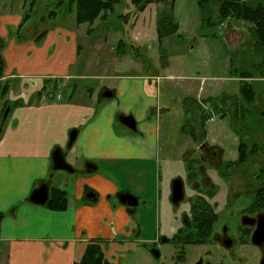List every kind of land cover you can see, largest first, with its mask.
<instances>
[{
  "label": "rangeland",
  "instance_id": "rangeland-1",
  "mask_svg": "<svg viewBox=\"0 0 264 264\" xmlns=\"http://www.w3.org/2000/svg\"><path fill=\"white\" fill-rule=\"evenodd\" d=\"M59 1L35 0L30 5V0H0V19L17 17L20 23L24 19L22 25H1L2 35L8 36V40H14L11 42L15 44L17 41L28 42L34 34H40L55 25L74 34L79 45V58L75 74L71 72V75L87 77L81 80L70 79V83L67 81L69 84L60 91L66 96L65 101L71 96L76 97L78 91L83 90L88 94L90 88L95 92L101 89L99 85L102 81L92 77L102 75L104 71H108L110 76L137 73L158 77L154 97L158 104L157 111L152 112L159 123L156 159L152 162H120L109 173L119 189L137 198L138 204L132 217L140 226L141 242H134L133 234L132 238L115 235L114 240L103 243L107 264H179L176 260L180 254L178 249L168 243L156 244L150 241L174 233L181 225V214L188 212L187 199L197 192L187 185L185 188L189 173L188 160H192L195 173L200 169L197 188L216 193L209 201L215 203L218 213L214 230L225 229L231 238L238 240L237 226L241 210L250 203L257 188L253 177L259 170H264V155L257 153L235 175L224 180L220 175L224 162L237 158L238 138L230 126L229 118L210 113L205 123L206 140L198 144L183 135L181 127L189 118L183 105L184 98L203 102L207 97L238 94V78L234 71L239 73L240 69L249 70L251 61L257 62L256 56L251 58L246 54L245 57L242 51L239 52L240 45L250 37L248 25L232 18L218 24V0L203 7L198 6L194 0H176L172 14L178 32L158 41L156 15L165 8L161 3L149 5L138 14L129 0H122L88 26L76 24L74 5L68 6L67 0L58 4ZM66 38L73 41L69 34ZM139 44L140 49L137 47ZM2 50L3 46L0 47V71L4 73L6 64L2 60ZM106 82L107 85H116L118 81L114 79ZM8 83L9 90L4 98L8 106L21 101L25 104L34 103L38 91L46 85L42 79L35 78H16ZM49 87V91L44 92L46 96L59 89L51 84ZM257 87L263 95L264 106V84L259 83ZM119 115L126 114H117L115 127L133 134L120 124ZM258 118L254 113L249 116L248 122H237V128L244 127L247 142H253L254 139L259 143V151L264 152V134L258 128ZM208 146L212 147L207 149ZM212 148L219 153L213 159L210 157ZM177 178L184 183V200L175 207L170 203L168 183ZM71 186L73 188V183ZM112 201V206L118 204L115 198ZM225 202L230 204L225 206ZM153 247H157L158 257L150 253ZM185 251L189 262L201 256L205 260L222 264H259L257 249L249 243L239 244L231 251L225 250L218 242L186 246Z\"/></svg>",
  "mask_w": 264,
  "mask_h": 264
},
{
  "label": "crops",
  "instance_id": "crops-1",
  "mask_svg": "<svg viewBox=\"0 0 264 264\" xmlns=\"http://www.w3.org/2000/svg\"><path fill=\"white\" fill-rule=\"evenodd\" d=\"M0 21V47L6 64L4 73L0 71V85L9 86L16 78L49 81L34 103L11 105L0 131V264H74L87 242L96 238L106 243L115 235L132 238L133 234L134 242H141L140 226L132 217L135 209L132 213L120 203L112 206L108 199L122 192L109 173L120 162L156 159L159 123L152 112L157 111L158 77L137 73L110 76L104 71L92 77L102 81L101 89L90 88L88 94L78 91L77 98L65 101L60 91L70 79L87 77L71 75L79 58L74 34L55 25L34 34L28 42L15 44L2 35L1 25H20L19 19L4 17ZM114 79L116 85H107L106 81ZM50 84L59 89L46 96ZM104 91L112 92V97L102 98ZM4 100L0 97V120ZM117 114L131 115L137 132L117 129ZM72 131L76 137L69 146ZM56 148L63 149L72 172L53 169L51 154ZM87 162L95 171H85ZM42 184L47 185L48 196L52 187L66 192L64 211L29 202L30 194ZM88 192L95 194L96 201L86 199Z\"/></svg>",
  "mask_w": 264,
  "mask_h": 264
},
{
  "label": "trees",
  "instance_id": "trees-1",
  "mask_svg": "<svg viewBox=\"0 0 264 264\" xmlns=\"http://www.w3.org/2000/svg\"><path fill=\"white\" fill-rule=\"evenodd\" d=\"M122 0H67V5L75 7L76 24H87L91 26L97 18H101L108 11H111L114 5ZM176 0H129L130 5L136 13H142L149 5L163 4L164 10L156 15V34L158 41L164 37L176 35L178 25L173 19V7ZM191 1V0H189ZM198 6L203 7L211 4L213 0H194ZM35 0H30L33 5ZM60 0L58 4L63 3ZM229 18L239 20L248 25L250 37L245 40L239 47V52H243L242 56L248 54L251 58L257 57V62L251 61L249 70L240 69L234 71L235 77L238 78V94L227 95L222 94L217 97H207L203 102L196 99L186 97L183 100L185 113L189 114V118L184 121L181 127V133L193 143H201L206 140L207 131L205 123L210 113L219 114L221 118L228 117L230 126L237 135V158L234 161H226L223 164L220 175L223 178L235 175L243 168L252 157L264 152L259 151V143L247 142L244 137L243 129H238V124L248 122L249 116L256 113L260 120L259 130L264 134V106L263 95L258 91L257 85L264 84V0H218L217 23H221ZM23 21L20 23L22 25ZM41 34L37 39L42 38ZM48 81V80H47ZM47 81L45 83H47ZM49 82V81H48ZM9 86L7 83L0 85V97L5 98ZM44 86L38 92L41 94ZM43 93V92H42ZM185 103V104H184ZM8 102L5 99L1 111L3 114ZM206 108V109H205ZM238 122V124H237ZM248 134V133H247ZM255 137V135L253 136ZM192 160H188L187 170L188 176L196 175L194 172ZM257 188L251 196V201L245 211L264 210V170H259L254 174ZM212 195V194H211ZM68 204L66 192L62 189L51 188L45 207L52 211H64ZM191 222L195 226L194 230L187 231L186 235L180 234V244H199L205 242L215 219L212 208L208 206L206 200L196 195L190 205ZM3 214L0 213V221ZM190 222V223H191ZM248 231V230H247ZM105 241L100 238L87 242L81 258L74 264H107L104 257L102 244Z\"/></svg>",
  "mask_w": 264,
  "mask_h": 264
},
{
  "label": "flooded vegetation",
  "instance_id": "flooded-vegetation-1",
  "mask_svg": "<svg viewBox=\"0 0 264 264\" xmlns=\"http://www.w3.org/2000/svg\"><path fill=\"white\" fill-rule=\"evenodd\" d=\"M9 107L11 108V105ZM1 117H2V115H1ZM209 147H212V146H208L207 149H210ZM203 148H205V147L203 146ZM212 150L213 151L211 152L210 157L213 159L214 157L218 156L219 153H218V151H216L213 148H212ZM200 161L203 162L202 160H200ZM199 172H200V169L198 171H196V175H192L191 174L190 176H188V175L186 176V180H187L186 182L187 183L185 184V188H186V185H187L188 187L191 188V190H195L197 192L191 198H188L187 199V201H188V212L181 214V216L179 218L180 219V222H181V225L174 231V233L170 234L171 233L170 232L169 234H167V235H165L163 237L161 236L160 238H158L156 240V244L168 243V244H171L172 246H174L176 250L178 249L177 251L180 254H178L176 256V260H177V262L179 264H183V263H188V264H222L221 262H211L209 260H205L201 256L198 257L197 259H195L194 261L189 262L186 259L185 247L186 246H192V245L193 246L194 245L195 246H202V245L211 244L213 242L214 243L215 242H218L219 244L222 245V247L225 250L231 251L235 246H237L239 244H248L249 243V244H251L252 246H254L257 249L258 263L259 264H264V238L261 240V242L259 244H253L251 242L252 234L257 229L258 224L261 222L263 224V226H264V210H261V211L260 210H255V211L254 210H250V213H249V212L245 211L249 204L245 208H243L241 210V216H240V220H239V225L237 226V230L239 231L238 232V234H239L238 240L231 238L228 235V232L225 229H223V230H221V229L214 230V224L216 223V221L218 219V213L215 210V203H210L209 201L214 198V196L216 195V193L214 191H212V190H211L212 191L211 193L210 192H204L206 189H202V188H199L198 189L197 188V181H198V177H199L198 176L199 175ZM208 179H209V177H208ZM224 180H228V178H226V179L224 178ZM172 181H173V179H171L169 181V183H168V191L170 193H171V183H172ZM182 188H183V192H184V183L183 182H182ZM123 193L124 192L122 191V192H117L115 195H113V198L116 199V201L118 202V204L120 203V198L119 197H121V195ZM130 194L132 196H134L132 193H130ZM196 194L199 195V196H201V197H203L206 200V202L208 203V206L210 208H212V211L215 214V219H214L213 224H212V227H211L212 228V231H210L208 233V235H207V237L205 239V242H203V243H199V244L191 243V244L182 245V244H180L181 243L180 242V240H181L180 234L186 235L187 234V231H189V230L192 231L195 228V226H193V224L191 222L192 218H191V215H190V205L193 202ZM108 199L111 200L112 197H109L108 196ZM159 200H160V197H159ZM229 202L231 203L232 201L229 200ZM170 203H171V201H170ZM229 204L225 202V206H227ZM121 205H123V204H121ZM171 205L172 206H175V207L177 206V205H173L172 203H171ZM125 206H127V205H125ZM136 206H133V207L132 206H127V208H128V210L130 212H132V210H134ZM228 207H230V206H228ZM186 215H187V217H186ZM244 218L253 220V222H254L253 225H245V224H243ZM218 230L220 232H217ZM150 253L153 254L155 257H158L159 256V252H158L157 247H153L152 249H150ZM155 253H157V255H155Z\"/></svg>",
  "mask_w": 264,
  "mask_h": 264
},
{
  "label": "water",
  "instance_id": "water-1",
  "mask_svg": "<svg viewBox=\"0 0 264 264\" xmlns=\"http://www.w3.org/2000/svg\"><path fill=\"white\" fill-rule=\"evenodd\" d=\"M102 97L104 98H111L112 92L110 91H104L102 93ZM10 107L7 106L2 114L1 120H0V131L4 125V122L7 118L8 112ZM118 121L122 126L127 128L129 131L135 133L136 132V122L134 118L131 115H119ZM76 137V131H72L69 135V145H71ZM51 162L54 170L57 171H64V172H72L73 169L71 166L65 161V153L61 148H56L53 150L51 154ZM85 171L87 173H91L95 171V166L92 163H85L84 167ZM86 199L95 201L96 196L93 192H88L86 194ZM120 198V203L127 206H136L137 205V199L132 196L129 192H124ZM184 198V192L182 188V181L180 179H175L171 183V197L170 201L173 205H177L179 202H181ZM48 199V187L46 184L40 185L37 189H35L29 196L28 200L30 203L34 205H45ZM253 220L244 218L243 224L245 225H253ZM262 225V226H261ZM264 238V226L260 222L257 226V229L252 234L251 242L253 244H259L261 240ZM157 255V253H155Z\"/></svg>",
  "mask_w": 264,
  "mask_h": 264
},
{
  "label": "built area",
  "instance_id": "built-area-1",
  "mask_svg": "<svg viewBox=\"0 0 264 264\" xmlns=\"http://www.w3.org/2000/svg\"><path fill=\"white\" fill-rule=\"evenodd\" d=\"M58 98H59V95H58Z\"/></svg>",
  "mask_w": 264,
  "mask_h": 264
}]
</instances>
